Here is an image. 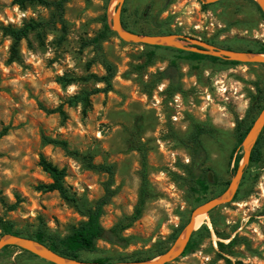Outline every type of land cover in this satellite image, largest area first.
I'll use <instances>...</instances> for the list:
<instances>
[{
  "label": "rangeland",
  "instance_id": "rangeland-1",
  "mask_svg": "<svg viewBox=\"0 0 264 264\" xmlns=\"http://www.w3.org/2000/svg\"><path fill=\"white\" fill-rule=\"evenodd\" d=\"M119 1L69 0L64 29L59 22L51 23V9L0 0V27L20 28L32 20L49 24L41 34L33 32L23 40L15 58L12 41L0 32V219L14 222L16 229L24 232L44 224L61 236L82 220L57 192L38 190L39 185L51 182L39 165L41 155L67 169L66 185L72 192L91 202L104 194L109 176L88 169L61 148L45 146L42 137L46 135L66 140L71 150L86 157L95 156L97 164L115 166L113 188L117 195L102 217L103 226L111 228L131 215L138 202L143 157L136 147L141 146L153 198L143 217L124 234L131 244L122 248L99 241L97 252L82 255L87 260L107 258L110 263H121V258L135 252L153 255L176 229L189 224L198 207L227 193L236 176L231 157L237 141L236 121L246 116L255 85H264L263 65L191 62L172 49L179 46L196 52L188 39H198L219 49L256 52L264 45V8L256 0L213 4L202 0H125L121 22L127 33L179 38L169 45H145L127 42L114 31L103 44L107 58L117 68L113 91L92 96L86 113L80 105L69 107L66 102L70 97L84 88L93 89V84H84L81 77L104 74L98 64L87 68L95 53L85 42L100 33L104 15L112 27ZM150 50L156 56L145 66ZM172 61L177 63L174 87L170 79L159 77ZM62 104L68 115L65 122L58 114L46 112ZM196 124L212 130L203 137L209 154L205 168L210 169L211 183L215 177L219 181L202 203H197L186 179L184 168L191 154L181 142ZM249 165L239 182L238 198L211 210L215 228L210 212L202 215L207 217L196 231L207 225L211 236L200 234L192 250L185 253V249L168 264H264V160ZM13 205L16 208L10 211ZM181 236L172 247L175 250L185 231ZM235 237L236 243L227 252L219 249V242L229 244ZM196 253L201 254L199 259L193 258ZM0 264L53 263L10 247L0 254Z\"/></svg>",
  "mask_w": 264,
  "mask_h": 264
},
{
  "label": "trees",
  "instance_id": "trees-1",
  "mask_svg": "<svg viewBox=\"0 0 264 264\" xmlns=\"http://www.w3.org/2000/svg\"><path fill=\"white\" fill-rule=\"evenodd\" d=\"M69 0H15V4L20 7L25 6H43L45 8L51 9L53 11L52 22L51 23H60L63 28L66 29V23L64 20V13L66 4ZM48 23H40L35 20H32L30 23L25 24L23 27L15 28L13 26H1L0 32L3 36L8 37L12 41L11 53L13 58L19 56V47L20 43L23 40H28L30 35L33 32L41 34L44 30L48 28ZM115 34L114 30L111 28L108 21V16L104 15L103 17V26L102 30L94 38L85 42L87 47H92L95 56L92 60L87 63V68L90 69L92 66L98 64L103 70L104 74L99 75L97 73H87V75L81 77L80 81L84 84H93V89L84 88L78 94L70 97L66 104L69 107L82 106L83 113H86L90 104L91 97L97 94H107L113 91L114 88V79L117 76L116 66L107 58L103 44L109 40ZM158 47V46H157ZM199 51H204L202 47L193 46ZM174 51L178 52L180 55H183L185 59L191 62H202L204 60L213 61V62H222L227 65H240V62L237 61H228L223 58H218L214 56L204 55L199 52H188L183 49L172 48ZM231 50L229 48H225ZM247 53L255 54H264V45L256 51L251 50ZM156 52L150 50L146 53V63L145 66H149L154 61ZM176 61H172L170 66L159 73L161 79H170L171 86L174 87V68H176ZM264 66V65H263ZM63 78L60 79L62 83ZM71 81L68 84H71ZM256 92L250 96V104L247 110L246 116L243 119H237L235 126V136H236V146L232 151V160L234 161L233 173L236 174L237 170L243 159V142L257 120L259 114L264 109V85L257 83L255 85ZM48 114H58L62 121L65 122L68 119V115L64 110V105H60L55 109L48 110ZM212 130H209L203 124H196L193 126L191 132L186 138L181 140L182 144L190 151V163L184 168V173L187 175V181L190 184V190L195 195L197 203H202L205 200L211 190V186L218 185V179L215 177L214 182L211 183L209 179L208 171L210 169L205 168L209 160V154L207 148L203 143V137L206 135H211ZM4 131L1 136L5 135ZM43 144L45 146H53L61 148L66 152L67 155L72 156L79 161H81L88 169L96 170L99 172L106 173L109 176V179L104 187V194L95 202L89 201L84 196H79L77 193L72 192L70 188L66 185V178L68 172L66 168H60L49 160L46 156L41 155L39 165L42 170L48 175L51 182L47 184H41L38 186V190L43 193H52L57 192L60 197L69 205H71L82 217V220L72 227L70 232L66 236H61L52 232L44 224L38 226L34 231H21L16 229L14 222L9 220L0 219V229L2 230L3 236L6 235H15L19 237L28 238L50 250L68 257L73 258L79 261L92 262V263H110L111 260L107 258H96L93 260L83 259L82 255L85 253H95L99 250L98 242L103 241L109 245L118 246L126 248L131 244V238L125 236V232L131 229L136 222H138L144 215L147 204L153 198L150 188V181L148 179V166L146 161V153L141 146H137L136 150L142 154L143 157V170L141 174V188L139 193L138 202L134 208V211L131 215L125 216L114 224L111 228L106 229L102 224V217L104 216L105 207L108 206L113 198L117 195V189L114 187V178H115V166L110 164H97L94 162L95 156L86 157L82 153L76 150H71L69 143L66 140L52 138L46 135L42 137ZM264 160V128L262 129L258 139L256 140L255 146L251 153L250 165L261 164ZM239 191L235 195L234 200L238 198ZM219 197V195L215 196ZM214 197V198H215ZM16 205L9 207L10 211H14ZM210 211V216H212ZM212 223L214 228L216 223L212 218ZM186 225L180 226L175 230V233L170 236V239L167 242H162L163 245L160 248H156V251L153 255L142 256L140 253L135 252L130 255H126L121 258L120 262H129V263H143L151 261L154 258L162 256L169 252L173 245L179 240L181 234L186 229ZM216 234L221 238V235L216 231ZM207 234L208 237L211 236V231L207 225H204L198 231H195L191 237L190 242L188 243L185 253L192 250L195 247L196 237L198 238L200 234ZM236 237L232 239L229 244L222 242L218 243L219 249L222 252H227V248L236 243ZM161 243V242H160ZM161 243V244H162ZM10 247L4 248L1 253ZM24 254H29L32 257L37 256L19 249ZM0 253V254H1ZM231 264L230 261H228Z\"/></svg>",
  "mask_w": 264,
  "mask_h": 264
},
{
  "label": "water",
  "instance_id": "water-1",
  "mask_svg": "<svg viewBox=\"0 0 264 264\" xmlns=\"http://www.w3.org/2000/svg\"><path fill=\"white\" fill-rule=\"evenodd\" d=\"M204 3L213 4L219 2L221 0H202ZM263 8H264V0H256ZM125 0L119 1V6L117 8L116 14L113 18V25L112 29L118 33V35L127 42H132L136 44H145V45H158V44H171L173 41L177 40L179 37L176 35L170 36H162V37H148L143 35H134L127 33L122 26L121 22V10ZM190 44L193 46H199L205 49L204 51H199V53H207L211 56L223 58L228 61H237L240 63L245 64H258L264 65V54H252V53H245V52H236L231 50L219 49L216 46L208 44L204 41L198 39H188ZM173 48L183 49V47L175 46ZM196 51V52H197ZM264 127V109L262 110L259 118L252 126L251 130L249 131L248 135L246 136L243 142V151L244 156L242 162L237 170L236 176L232 181L229 190L223 196L218 197L215 200L209 201L200 207H198L192 214L189 224L187 225L185 231V236L181 240V244L178 250L172 248L169 252L162 255L159 259H154L151 261L143 262V263H129V262H121V263H92V262H85L79 261L73 258H68L62 256L49 248H46L30 239L15 236V235H6L0 240V253L6 247H16L27 251L38 258L45 260L47 262L53 264H168L172 262L174 259L179 257L187 247L188 242L191 239L192 234L196 231V220L205 214H208L211 210L217 208L220 205L226 204L227 202L231 201L234 196L236 195L239 182H241L244 176L245 167L250 163L251 153L253 146ZM209 179L212 181V174H209ZM183 236V235H182ZM181 236V237H182ZM179 238V240L181 239ZM178 240V241H179ZM177 241V242H178ZM176 242V243H177Z\"/></svg>",
  "mask_w": 264,
  "mask_h": 264
},
{
  "label": "bare ground",
  "instance_id": "bare-ground-1",
  "mask_svg": "<svg viewBox=\"0 0 264 264\" xmlns=\"http://www.w3.org/2000/svg\"><path fill=\"white\" fill-rule=\"evenodd\" d=\"M112 11V10H111ZM206 215V214H205ZM207 216H201L196 220V227H198L200 224H202L203 221H205ZM208 219V218H207ZM208 221V220H207Z\"/></svg>",
  "mask_w": 264,
  "mask_h": 264
},
{
  "label": "clouds",
  "instance_id": "clouds-1",
  "mask_svg": "<svg viewBox=\"0 0 264 264\" xmlns=\"http://www.w3.org/2000/svg\"><path fill=\"white\" fill-rule=\"evenodd\" d=\"M162 70H163V69H162ZM150 71H155V70H154V69H150ZM221 92H223V89H221ZM186 162H187V161H186ZM225 211H227V210H225ZM200 256H201L200 253H196V254H194V257H193V258H195V259H199Z\"/></svg>",
  "mask_w": 264,
  "mask_h": 264
}]
</instances>
